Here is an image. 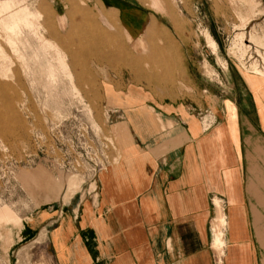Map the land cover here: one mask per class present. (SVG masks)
<instances>
[{"label": "rangeland", "instance_id": "obj_1", "mask_svg": "<svg viewBox=\"0 0 264 264\" xmlns=\"http://www.w3.org/2000/svg\"><path fill=\"white\" fill-rule=\"evenodd\" d=\"M253 69L264 0H0V264H55L51 231L121 158L133 96L200 106Z\"/></svg>", "mask_w": 264, "mask_h": 264}, {"label": "crops", "instance_id": "obj_2", "mask_svg": "<svg viewBox=\"0 0 264 264\" xmlns=\"http://www.w3.org/2000/svg\"><path fill=\"white\" fill-rule=\"evenodd\" d=\"M132 99L121 158L51 231L55 264H216L218 226L220 264H264V74L227 72L195 107Z\"/></svg>", "mask_w": 264, "mask_h": 264}, {"label": "bare ground", "instance_id": "obj_3", "mask_svg": "<svg viewBox=\"0 0 264 264\" xmlns=\"http://www.w3.org/2000/svg\"><path fill=\"white\" fill-rule=\"evenodd\" d=\"M253 70H254L255 73L258 74V72H257L256 69H253ZM219 239H221V238H220V232H216V233H215V238H214V243H213V244H214V246H215L216 248L218 247V249L221 247Z\"/></svg>", "mask_w": 264, "mask_h": 264}, {"label": "built area", "instance_id": "obj_4", "mask_svg": "<svg viewBox=\"0 0 264 264\" xmlns=\"http://www.w3.org/2000/svg\"><path fill=\"white\" fill-rule=\"evenodd\" d=\"M213 258H214L216 264L221 263V261H220L221 258H218V255H215Z\"/></svg>", "mask_w": 264, "mask_h": 264}]
</instances>
